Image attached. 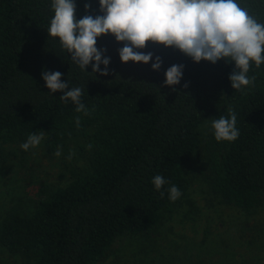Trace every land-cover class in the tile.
<instances>
[{
    "label": "trees",
    "instance_id": "obj_1",
    "mask_svg": "<svg viewBox=\"0 0 264 264\" xmlns=\"http://www.w3.org/2000/svg\"><path fill=\"white\" fill-rule=\"evenodd\" d=\"M237 2L264 24V0ZM74 3L77 21L103 14L99 0ZM51 5L52 0H0V141L23 142L31 133L52 130L58 134L46 147L53 152L68 129L88 139L91 155L87 170H69L70 181L40 198L29 214L18 209L7 213L0 223V246L29 254L34 264H98L117 237L153 231L187 189L183 169L196 151L198 126L213 113L221 116L225 103L232 104L240 135L226 141V150L210 152L212 189L243 210L260 203L264 63L256 68L251 62L248 76H256L254 85L235 90L229 80L234 63H196L178 50L149 42L138 51L153 53L152 61L124 64L119 57L124 44L109 34L96 44L110 58L109 74L93 73L91 64L83 71L58 39L48 36ZM156 56L163 62L159 71L152 70ZM172 65H184L183 75L178 85L165 86ZM42 70L60 72L61 82L69 83L66 91L82 88L87 114L77 112L71 101H61L64 93H51ZM156 175L168 181L159 191L152 184ZM172 185L182 193L175 202L167 191ZM176 256L161 264H247L229 252L208 262L184 263Z\"/></svg>",
    "mask_w": 264,
    "mask_h": 264
},
{
    "label": "rangeland",
    "instance_id": "obj_2",
    "mask_svg": "<svg viewBox=\"0 0 264 264\" xmlns=\"http://www.w3.org/2000/svg\"><path fill=\"white\" fill-rule=\"evenodd\" d=\"M229 107L232 104L225 103L220 108L222 115ZM218 114H211L198 126L196 151L183 169L187 189L172 211L164 212L151 232L117 237L98 264H161L173 255L184 263L208 262L227 252L241 255L247 264H264V197L247 211L226 202L212 189L208 156L227 148L226 141L215 140L211 128ZM43 132L45 139L28 151L20 147L27 138L0 141V223L14 209L29 214L40 198L70 181L69 170H87L91 149L85 136L66 129L55 151L49 152L46 142L58 132ZM58 149L60 156L55 155ZM46 188L47 192L42 191ZM0 264H34V260L27 253H10L0 246Z\"/></svg>",
    "mask_w": 264,
    "mask_h": 264
},
{
    "label": "clouds",
    "instance_id": "obj_3",
    "mask_svg": "<svg viewBox=\"0 0 264 264\" xmlns=\"http://www.w3.org/2000/svg\"><path fill=\"white\" fill-rule=\"evenodd\" d=\"M102 15H85L76 20L74 0H52L54 16L48 27V36L58 39L63 50L71 55V60L83 71L91 64L93 73L108 75L110 58L105 50L96 47L97 38L111 35L116 42L123 43L119 49L122 63L148 64L153 53L142 51L149 42L164 48L178 50L194 62L207 61L216 64L220 60L234 63L235 70L229 75L231 87L243 91L254 85L256 76H248L250 63L256 68L264 63V24L259 23L237 0H99ZM90 8L85 4V11ZM103 57V59H102ZM94 62V63H93ZM160 56L155 57L152 70L162 66ZM104 70L100 71V65ZM184 65H172L165 73V86L178 85L183 75ZM42 79L51 93L62 92L59 99L71 101L77 112H85L81 102L83 89L69 88V83L61 82L60 72L42 70ZM187 87V84H185ZM227 116L212 119L211 128L216 141H235L240 133L236 127V114L231 107ZM76 127H80L79 118ZM45 139L39 131L28 135L20 147L24 151L38 147ZM89 149L92 147L88 145ZM60 156L58 149L55 153ZM69 159L72 158L70 153ZM168 181L156 175L152 184L159 191ZM169 199L175 202L182 195L176 185L167 189Z\"/></svg>",
    "mask_w": 264,
    "mask_h": 264
}]
</instances>
